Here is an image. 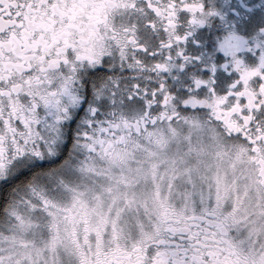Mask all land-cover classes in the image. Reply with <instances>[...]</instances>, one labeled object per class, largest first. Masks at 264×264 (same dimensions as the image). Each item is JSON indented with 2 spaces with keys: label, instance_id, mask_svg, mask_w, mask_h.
Returning a JSON list of instances; mask_svg holds the SVG:
<instances>
[{
  "label": "snow or ice",
  "instance_id": "1",
  "mask_svg": "<svg viewBox=\"0 0 264 264\" xmlns=\"http://www.w3.org/2000/svg\"><path fill=\"white\" fill-rule=\"evenodd\" d=\"M0 264H264V0H0Z\"/></svg>",
  "mask_w": 264,
  "mask_h": 264
}]
</instances>
